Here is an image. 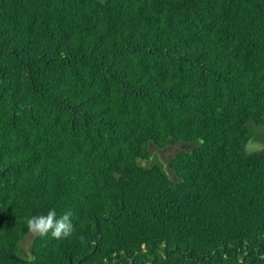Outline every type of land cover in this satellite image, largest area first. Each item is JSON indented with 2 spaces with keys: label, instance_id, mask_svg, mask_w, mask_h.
<instances>
[{
  "label": "trees",
  "instance_id": "obj_1",
  "mask_svg": "<svg viewBox=\"0 0 264 264\" xmlns=\"http://www.w3.org/2000/svg\"><path fill=\"white\" fill-rule=\"evenodd\" d=\"M258 134L264 0H0V264H264Z\"/></svg>",
  "mask_w": 264,
  "mask_h": 264
},
{
  "label": "clouds",
  "instance_id": "obj_2",
  "mask_svg": "<svg viewBox=\"0 0 264 264\" xmlns=\"http://www.w3.org/2000/svg\"><path fill=\"white\" fill-rule=\"evenodd\" d=\"M72 215L71 210H68L57 217L55 209H50L46 214L26 217V228L33 236L43 238L50 235L53 239H64L74 231Z\"/></svg>",
  "mask_w": 264,
  "mask_h": 264
},
{
  "label": "rangeland",
  "instance_id": "obj_3",
  "mask_svg": "<svg viewBox=\"0 0 264 264\" xmlns=\"http://www.w3.org/2000/svg\"><path fill=\"white\" fill-rule=\"evenodd\" d=\"M264 145V136L261 134L253 136L252 140L247 146V150L257 151ZM188 147L180 144H167L163 148H154L151 152V159L146 163H156L161 165V167L168 173L169 176L173 177V166L172 160L179 152L186 151ZM29 242V241H28Z\"/></svg>",
  "mask_w": 264,
  "mask_h": 264
}]
</instances>
